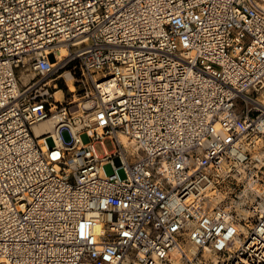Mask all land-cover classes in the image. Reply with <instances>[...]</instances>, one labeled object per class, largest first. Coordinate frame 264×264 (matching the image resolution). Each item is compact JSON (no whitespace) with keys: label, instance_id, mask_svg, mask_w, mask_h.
<instances>
[{"label":"built area","instance_id":"2783aa9c","mask_svg":"<svg viewBox=\"0 0 264 264\" xmlns=\"http://www.w3.org/2000/svg\"><path fill=\"white\" fill-rule=\"evenodd\" d=\"M263 176L264 0H0V264H264Z\"/></svg>","mask_w":264,"mask_h":264},{"label":"rangeland","instance_id":"374dc122","mask_svg":"<svg viewBox=\"0 0 264 264\" xmlns=\"http://www.w3.org/2000/svg\"><path fill=\"white\" fill-rule=\"evenodd\" d=\"M68 91H71L70 89ZM62 94L63 90H62ZM84 139V138H83ZM106 146L109 148L110 143L109 141H105ZM102 170L105 174H110L112 172L111 164L107 163L102 166ZM120 176H123V171H118ZM264 177V176H263ZM239 187V188H238ZM242 188L241 186H237L236 189H234L232 192H228L226 187H223L220 192V198H222L221 203L225 206L230 207L231 209H235V211L239 214L241 212L245 213L246 206L248 205V194L245 196V191H240L239 189ZM225 191V192H223Z\"/></svg>","mask_w":264,"mask_h":264},{"label":"bare ground","instance_id":"6f19581e","mask_svg":"<svg viewBox=\"0 0 264 264\" xmlns=\"http://www.w3.org/2000/svg\"><path fill=\"white\" fill-rule=\"evenodd\" d=\"M62 52H64V51H62ZM66 83L68 86L67 90L70 89L72 91L74 89V87H73V84H72L70 78H68V77L66 78ZM55 95L58 99L61 98V92L59 90L55 92ZM75 108H76V106L74 105L71 107V110H73ZM50 128H51V121L50 120H42L33 126V130L35 131L36 134H38L41 131L49 130ZM122 140L125 142V139L122 138Z\"/></svg>","mask_w":264,"mask_h":264}]
</instances>
